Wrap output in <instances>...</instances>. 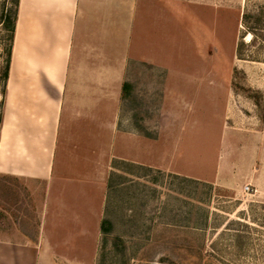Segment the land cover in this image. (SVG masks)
I'll use <instances>...</instances> for the list:
<instances>
[{"label": "crops", "instance_id": "1", "mask_svg": "<svg viewBox=\"0 0 264 264\" xmlns=\"http://www.w3.org/2000/svg\"><path fill=\"white\" fill-rule=\"evenodd\" d=\"M184 3L19 0L0 177L39 188L41 208L36 236L0 237V264H133L162 227L211 213L229 183L219 163L186 164L190 149L178 162L187 115L171 105L222 83L210 68L172 66Z\"/></svg>", "mask_w": 264, "mask_h": 264}, {"label": "rangeland", "instance_id": "2", "mask_svg": "<svg viewBox=\"0 0 264 264\" xmlns=\"http://www.w3.org/2000/svg\"><path fill=\"white\" fill-rule=\"evenodd\" d=\"M191 2L180 6L184 50L178 57L170 45L172 66H181L186 75H195L198 65L215 70L214 81L222 88L220 94L215 93L217 86L205 88L207 95L195 97V102L189 97L180 109L172 103L177 113L187 115L185 121L180 119L183 129L178 128V162L186 160L190 149L186 164L219 163L229 184L216 188L210 214L193 217L185 231L162 227L157 240L143 248L133 264H264V30L249 32L255 17L264 13V0ZM13 8L14 0H0V115L2 71L10 43L2 22ZM242 41L244 56L238 59ZM184 84L192 96V80L187 77ZM252 93L259 95L262 107ZM40 195L29 183L0 177V237L37 235ZM76 250L91 254L90 248Z\"/></svg>", "mask_w": 264, "mask_h": 264}, {"label": "trees", "instance_id": "3", "mask_svg": "<svg viewBox=\"0 0 264 264\" xmlns=\"http://www.w3.org/2000/svg\"><path fill=\"white\" fill-rule=\"evenodd\" d=\"M18 8H19V0H14V8L9 10L3 15V26L5 28V30L8 32V40H9V46L7 48V59H6V63L5 66L3 68L2 71V83H3V89H2V95H3V102H2V108L4 105V97H5V92H6V83L9 77V69H10V64H11V57H12V44H13V40H14V34H15V29H16V21H17V15H18ZM248 16L244 15V19H246ZM249 32L256 34V32L258 31H263L264 30V13L257 15L255 17V23L252 24L249 27ZM244 48H245V44L243 43V41L241 43L238 44L237 46V57L238 59H243V53H244ZM237 70V69H235ZM233 87L237 88L239 87V85L236 84V82L232 83ZM241 87V86H240ZM243 88V87H242ZM251 98L256 99L257 104L262 107V101L259 97V95L257 93H252L250 95ZM264 119V117H263ZM2 122V112L0 115V125Z\"/></svg>", "mask_w": 264, "mask_h": 264}, {"label": "built area", "instance_id": "4", "mask_svg": "<svg viewBox=\"0 0 264 264\" xmlns=\"http://www.w3.org/2000/svg\"><path fill=\"white\" fill-rule=\"evenodd\" d=\"M246 191H251L250 186H246Z\"/></svg>", "mask_w": 264, "mask_h": 264}]
</instances>
